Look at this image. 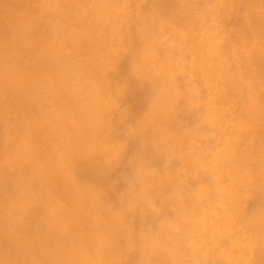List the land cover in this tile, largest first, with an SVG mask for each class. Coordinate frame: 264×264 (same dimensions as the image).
<instances>
[{"label":"clouds","instance_id":"clouds-1","mask_svg":"<svg viewBox=\"0 0 264 264\" xmlns=\"http://www.w3.org/2000/svg\"><path fill=\"white\" fill-rule=\"evenodd\" d=\"M161 4L170 5L167 15ZM118 7L111 0H30L8 21L9 38L0 43V192L11 204L42 209L46 238L62 243L68 254L0 264H264V200L249 207L264 197V162L250 172L243 197L231 203L222 235L211 244L193 239L197 210L186 169L204 167L194 145L208 140L213 113L198 97L194 79L174 80L152 58L161 51L162 29L207 37L225 57L259 41L264 57V0H143L142 11L124 27L111 23ZM233 16L242 21L239 32L228 26ZM248 33L258 35L249 42ZM164 51L183 62L182 52ZM125 57L128 78L114 79ZM254 75L264 90V68L255 65ZM132 81L151 89L147 109L134 123L123 104ZM42 138L47 158L38 152ZM132 142L138 146L129 155ZM9 155L18 161L11 169L3 163ZM126 156L127 170L107 187L75 178L82 161L97 162L100 175L108 177ZM153 157L165 158L162 171ZM120 182L117 202L110 203L107 193ZM159 183L166 191L157 195ZM70 203L83 206L84 235L71 221ZM137 214L157 217L155 229L137 231ZM237 229L247 245L239 262L227 257L222 243L231 242Z\"/></svg>","mask_w":264,"mask_h":264},{"label":"bare ground","instance_id":"bare-ground-1","mask_svg":"<svg viewBox=\"0 0 264 264\" xmlns=\"http://www.w3.org/2000/svg\"><path fill=\"white\" fill-rule=\"evenodd\" d=\"M119 5L112 13L111 23L124 27L128 18L142 11L143 0H111ZM30 0H0V43L7 41L8 21L23 8L28 7ZM149 6H145V10ZM164 14H168L170 5L161 4ZM228 26L239 32L242 21L233 16ZM258 33H248L247 40L251 42ZM159 49L153 53V60L161 72L167 73L172 79L192 78L195 81L198 97L206 103L213 113L210 135L203 144H195L197 151L203 154L204 167L190 165L186 169L188 182L193 186L192 202L197 210L196 231L193 239L203 238L211 244L222 235L229 216L233 200L243 197L251 171L257 170L264 162V90L255 83V65L264 68V57L259 54V41L255 46L243 45L233 55L225 57L220 46H212L207 37L189 32H173L162 29L158 44ZM172 49L183 53L184 60L176 63L167 57L164 50ZM231 53V49L226 46ZM163 58V59H162ZM129 58L125 57L113 77L121 80L128 78ZM151 97L150 86H141L131 82V88L123 104L130 110L129 122L134 123L147 109ZM191 122L194 117L184 118ZM138 146L137 142L129 145V155ZM0 148H2V132H0ZM38 152L42 158H47L49 145L46 139H41ZM126 161L121 168L108 177L100 175V165L87 160L77 164L75 178L82 185L107 187L113 180L126 171ZM7 167H16L18 161L15 155L3 158ZM152 164L162 171L165 166L164 157H153ZM123 182L117 185L115 191L107 193L110 203L117 202ZM59 190V189H58ZM166 191L163 183L155 186L157 195ZM264 200L259 195L250 202V209ZM71 221L76 229L84 235L87 219L83 206L70 203ZM164 214L168 212L165 209ZM159 219L154 216L141 217L136 215L133 227L140 231L154 230ZM11 237V239H9ZM226 245V255L230 260L241 261L245 256L246 242L243 229L232 233L231 242ZM32 247L29 248L28 245ZM250 244V242H248ZM85 259L91 258V250L87 240L83 242ZM65 246L53 244L45 236L43 211L28 203H13L6 192H0V261L4 259L48 261L67 256ZM134 259V257H133Z\"/></svg>","mask_w":264,"mask_h":264}]
</instances>
